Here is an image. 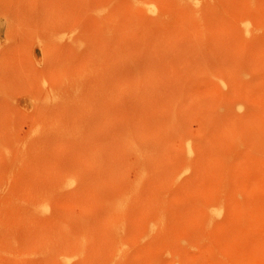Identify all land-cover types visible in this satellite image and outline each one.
<instances>
[{"label":"rangeland","instance_id":"374dc122","mask_svg":"<svg viewBox=\"0 0 264 264\" xmlns=\"http://www.w3.org/2000/svg\"><path fill=\"white\" fill-rule=\"evenodd\" d=\"M0 59V264H264V0H0Z\"/></svg>","mask_w":264,"mask_h":264},{"label":"bare ground","instance_id":"6f19581e","mask_svg":"<svg viewBox=\"0 0 264 264\" xmlns=\"http://www.w3.org/2000/svg\"><path fill=\"white\" fill-rule=\"evenodd\" d=\"M12 22V21H11ZM19 25V24H18ZM16 26V25H15ZM246 26V25H245ZM9 28V27H8ZM15 34V33H14ZM33 34V33H32ZM31 35V34H30ZM34 35V34H33ZM18 36V35H17ZM26 37V36H25ZM27 38V37H26ZM8 40V39H7ZM14 41V40H13ZM9 47H11V46H9ZM11 49V48H10ZM18 51V50H17ZM18 53H19V51H18ZM44 53V52H43ZM6 54V53H5ZM4 54V55H5ZM17 55V54H16ZM20 56V55H19ZM7 57V56H6ZM1 60V59H0ZM12 60V59H11ZM4 63V62H3ZM22 63V62H21ZM23 64V63H22ZM21 64V65H22ZM24 65V64H23ZM7 67V66H6ZM20 67V66H19ZM28 70V69H27ZM26 71V70H25ZM17 72V71H16ZM29 72H31L30 70H29ZM18 73H20L19 72V70H18V72H17V74ZM13 74V73H12ZM23 74V73H22ZM19 75V74H18ZM26 75V74H25ZM14 76V75H13ZM27 76H29V75H27ZM30 76H32V74L30 75ZM29 78V77H28ZM19 80V79H18ZM29 80V79H28ZM24 81V80H23ZM32 81V80H31ZM18 82V81H17ZM21 82V81H20ZM5 83V82H4ZM21 83H24V82H21ZM32 83V82H31ZM6 84H7V82H6ZM26 84V83H25ZM15 85V84H14ZM20 86V85H19ZM16 87V86H15ZM15 87H13V88H15ZM26 87V86H25ZM32 87V86H31ZM19 88H22V87H19ZM1 89V88H0ZM16 89H17V87H16ZM22 89H24V88H22ZM21 89V90H22ZM26 89V88H25ZM11 91V90H10ZM16 92V91H15ZM19 92V91H18ZM3 93V92H2ZM11 93V92H10ZM1 94V93H0ZM20 94V93H19ZM23 94H24V92H23ZM26 95V94H25ZM30 95V94H29ZM2 96V95H1ZM10 96H12L11 94H10ZM13 97H14V95H13ZM13 97L11 98V99H13ZM1 98V97H0ZM25 99V98H24ZM6 100V99H5ZM4 100V101H5ZM27 101V100H26ZM8 102H10V101H8ZM2 103V102H1ZM16 103V102H15ZM8 105V104H7ZM17 106V105H16ZM24 107V106H23ZM28 107V106H27ZM6 108V107H5ZM16 108V107H15ZM19 108V107H18ZM10 109V108H9ZM20 109V108H19ZM27 109V108H26ZM14 109H12V111H13ZM18 110V109H17ZM3 111H4V109H3ZM11 111V112H12ZM28 111V110H27ZM15 112V111H14ZM25 112V111H24ZM4 113H5V111H4ZM6 114V113H5ZM8 114V113H7ZM11 115V114H10ZM4 116V115H3ZM7 116V115H6ZM11 117H13L12 115H11ZM1 118V117H0ZM2 119H3V117H2ZM8 120V119H7ZM3 121H4V119H3ZM11 121V120H10ZM13 121V120H12ZM7 124V123H6ZM2 125V124H1ZM25 126V125H24ZM9 128V127H8ZM11 129V128H10ZM8 130V129H7ZM12 130V129H11ZM13 131V130H12ZM12 131H9L10 133L12 132ZM4 133H5V131H4ZM3 133V134H4ZM5 136V135H4ZM8 136V135H7ZM3 141H5L4 139H2ZM15 140V139H14ZM23 140V139H22ZM24 141V140H23ZM12 143V142H11ZM27 143H28V141H27ZM10 144V143H9ZM23 145V144H22ZM2 146V145H1ZM20 146V145H19ZM15 148V147H14ZM23 148V147H22ZM26 148V147H25ZM25 148H24V150H25ZM16 151V150H15ZM4 164V163H3ZM4 175V174H3ZM2 188V187H1ZM11 188V187H10ZM9 191V190H8ZM7 196V195H6ZM10 196H11V194H10ZM8 197V196H7ZM7 200H9V199H7ZM6 202V201H5ZM7 203V202H6ZM11 204H12V202H10ZM118 203H119V199H118ZM3 204L5 205V203L3 202ZM117 204V203H116ZM3 205V206H4ZM10 207V206H9ZM5 208H6V206H5ZM12 211V210H11ZM4 212V211H3ZM6 213V212H5ZM11 213V212H10ZM9 213V214H10ZM213 213H217V210L216 209H214L213 211H212V213L211 214H213Z\"/></svg>","mask_w":264,"mask_h":264}]
</instances>
